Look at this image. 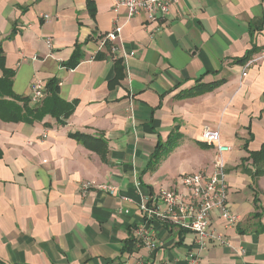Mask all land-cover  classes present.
<instances>
[{
	"label": "crops",
	"instance_id": "0c3cea01",
	"mask_svg": "<svg viewBox=\"0 0 264 264\" xmlns=\"http://www.w3.org/2000/svg\"><path fill=\"white\" fill-rule=\"evenodd\" d=\"M92 1L94 18L87 0H0V48L13 92L29 96L34 79L45 86L55 77L60 97L77 100L64 124L50 115L0 119V263L186 264L194 235L169 220L145 222L140 195L162 208L157 195L179 189L182 174H212L221 165L238 220L224 225L213 210L211 226L225 243L211 242L198 264H264V175L253 181L250 161L241 163L264 143V0H178L149 27L141 17L125 22L121 9L114 52L100 42L113 28L114 0ZM76 43L83 58L67 69L61 62ZM250 49L246 63L235 62ZM132 51L115 81V59ZM198 78L224 82L176 97ZM176 126L178 146L147 170L157 139ZM207 126L229 149L201 140ZM77 131L104 138L106 161L69 136ZM84 182L95 184L85 194ZM141 225L154 231L153 251L137 239ZM129 230L137 243L122 251Z\"/></svg>",
	"mask_w": 264,
	"mask_h": 264
},
{
	"label": "built area",
	"instance_id": "2783aa9c",
	"mask_svg": "<svg viewBox=\"0 0 264 264\" xmlns=\"http://www.w3.org/2000/svg\"><path fill=\"white\" fill-rule=\"evenodd\" d=\"M178 0H114L111 11L115 14L112 29L106 32L101 38V46L105 43L111 44L110 51H116L112 45L120 37L123 24L119 16L121 9H124V19L130 21L133 17H141L144 26L158 25L170 12V7ZM48 17V15H46ZM159 28H156L158 30ZM133 51L121 57L123 62L128 56H132ZM30 98L31 102L38 101L43 96L44 85L34 79L31 84ZM132 115L130 119L132 120ZM201 140L206 144L213 145L218 151L229 149L221 145L220 135L217 130L207 126L204 127L200 135ZM221 165H218L212 174H206L204 171H195L194 173L182 174L178 181L179 189H166L160 191L157 199L163 207L151 203V197L140 195L138 204L145 222L153 218L169 220L176 226L190 231L193 237V250L187 253L186 264H198L200 253L204 251L211 242L225 243L223 237L211 226V213L218 211L220 219L224 225L233 226L238 215L230 210L227 196V182H225ZM95 184L84 182L80 185L81 192L85 194ZM99 189L114 193L115 188L110 185H96ZM136 235L139 243L153 251L157 247L154 231L144 226H138Z\"/></svg>",
	"mask_w": 264,
	"mask_h": 264
},
{
	"label": "trees",
	"instance_id": "16d2710c",
	"mask_svg": "<svg viewBox=\"0 0 264 264\" xmlns=\"http://www.w3.org/2000/svg\"><path fill=\"white\" fill-rule=\"evenodd\" d=\"M87 9L92 18L95 17V4L92 0H87ZM104 35V34H103ZM103 37V36H102ZM101 37V38H102ZM81 43H76L74 49L69 56L70 58L61 64L67 68L72 69L80 62L82 57ZM105 47L110 50L111 44L105 43ZM253 49L247 50V53L242 58H236L237 63H246L253 54ZM94 57L100 58V53ZM115 70H117V76L114 79L118 81L123 76V60L118 57L115 59ZM0 119L3 121H11L18 123L23 121L26 123H33L34 121H41L46 115L54 117L59 124H64L66 119L70 117V114L74 111L76 101H66L60 97L58 86V80L53 77L47 80L43 90V96L38 100L31 102L29 96L16 95L12 88V77L13 71L5 66V60L3 51L0 48ZM200 78L195 80V85L191 88L179 92L176 97L185 98L191 97L192 95L200 94L205 92L207 89H212L222 82L223 78L208 83L200 82ZM31 104V105H30ZM70 137L75 139L77 142L83 144L86 148L95 151L102 161H106V155L108 152V143L102 138V136L88 135L82 132L70 133ZM182 134L179 132V127H174L164 141L157 139V144L154 150L150 153V158L147 163L146 169H154L159 161L165 157V155L172 151L179 144ZM250 161V164L254 168L251 173L253 181L264 175V143L260 149L249 152L247 157L241 159V163ZM264 230V227L261 229ZM137 243L136 238L133 237L129 230V236L124 240V247L122 251H132L134 245ZM3 264V263H0Z\"/></svg>",
	"mask_w": 264,
	"mask_h": 264
}]
</instances>
